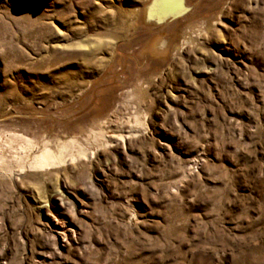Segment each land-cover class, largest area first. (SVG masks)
<instances>
[{
  "label": "rangeland",
  "instance_id": "obj_1",
  "mask_svg": "<svg viewBox=\"0 0 264 264\" xmlns=\"http://www.w3.org/2000/svg\"><path fill=\"white\" fill-rule=\"evenodd\" d=\"M0 264H264V0H0Z\"/></svg>",
  "mask_w": 264,
  "mask_h": 264
},
{
  "label": "bare ground",
  "instance_id": "obj_2",
  "mask_svg": "<svg viewBox=\"0 0 264 264\" xmlns=\"http://www.w3.org/2000/svg\"><path fill=\"white\" fill-rule=\"evenodd\" d=\"M68 147V144H62L57 152L54 153L49 149H44L41 154L34 157L29 165V168H39L44 166L48 161L47 160H56L61 157L62 151H66L65 149ZM2 167V166H1ZM3 168V167H2ZM22 169V168H21ZM21 171V170H20ZM63 234H66V230L62 229Z\"/></svg>",
  "mask_w": 264,
  "mask_h": 264
}]
</instances>
